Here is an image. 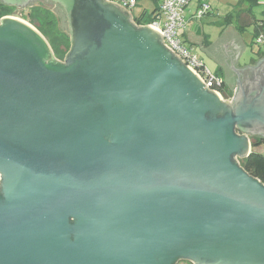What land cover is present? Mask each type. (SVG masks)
Masks as SVG:
<instances>
[{
	"label": "water",
	"instance_id": "obj_1",
	"mask_svg": "<svg viewBox=\"0 0 264 264\" xmlns=\"http://www.w3.org/2000/svg\"><path fill=\"white\" fill-rule=\"evenodd\" d=\"M54 1L63 62L0 21V264H264V185L236 161L264 139V56L236 68L238 33L203 49L189 21L222 100L120 6Z\"/></svg>",
	"mask_w": 264,
	"mask_h": 264
},
{
	"label": "trees",
	"instance_id": "obj_2",
	"mask_svg": "<svg viewBox=\"0 0 264 264\" xmlns=\"http://www.w3.org/2000/svg\"><path fill=\"white\" fill-rule=\"evenodd\" d=\"M148 1L153 4V8L151 10L143 9L137 16H133V24L135 26H146L157 21L161 0ZM238 5H245L248 8L246 11L238 12L235 16L238 28L240 30H245L248 27L246 20H250L251 17H253V7L260 5V0H238ZM58 12H62L61 9ZM10 14L11 9L0 5V17ZM226 18L228 19V17ZM232 18L233 17H230L228 20ZM22 19L39 28L40 33L46 37L56 58H65V55L61 53L59 48L60 46L63 48H69V35L68 32L60 28L59 15H57L55 11L50 10L46 6L43 7L42 5H38L28 11H24ZM63 19L66 20L65 17ZM253 20L255 26L252 32V43H255L256 37L260 34L264 35V12L258 20L255 18H253ZM220 90L224 93L225 97L229 96L226 94V91L224 92V83ZM251 144L252 148L250 154L245 159L239 161L238 164L246 174L259 180V182L264 185V149L263 152L256 151L260 146H263L264 148V140L255 139Z\"/></svg>",
	"mask_w": 264,
	"mask_h": 264
},
{
	"label": "crops",
	"instance_id": "obj_3",
	"mask_svg": "<svg viewBox=\"0 0 264 264\" xmlns=\"http://www.w3.org/2000/svg\"><path fill=\"white\" fill-rule=\"evenodd\" d=\"M139 1V0H138ZM222 0H216L215 3H212L211 6V11L206 13L200 20H196L192 17V15L194 14L193 11H195L201 0H194L193 1V7H189L190 3L188 4L187 8H186V26L180 30L179 32V37L181 40H183V43L187 46H190L194 53L195 50L197 51V57L203 62L205 68L210 72L211 70L207 68V66L205 65V62H208L211 67L213 68L214 72L212 74L220 77L224 83V92L226 91V94H228L229 96L226 98L223 96V99L227 100V101H231L232 97H233V93L232 90L229 89V87L225 84L224 82V73H223V68L218 65L216 62H214L212 59H210L206 53L202 52L199 48L198 44H192L190 42L187 41V37L184 34L185 29L189 23V21H193L189 28L188 31L190 33L193 34L194 37H200L201 38V43L200 46L203 49L208 48L211 44H213L220 36L221 34L224 32V30L226 29L227 26H231L233 28L234 31H236L241 39V41L244 44V49L243 51L240 53V55L238 56L237 62H236V68H243L245 66H254L255 62L262 59V57L264 56V44L259 46L255 43H252V33H248V35L250 36L249 38L247 36H244L243 33L245 32V30H240L238 28V24L235 20V17L228 20L227 18H225V20H220V16L215 12L219 11V9L216 8V6L219 8V6L222 5L221 3ZM238 3V0H237ZM264 5V0H260V6ZM222 8V7H221ZM248 8L244 5L243 7H240V11H246ZM143 10V9H142ZM264 12V10H260V11H254L252 10V15L253 17H251L250 20H246L248 23V27L251 25L253 27L254 30V20L253 18H255L256 20H258L261 16L262 13ZM138 15V14H137ZM215 17V18H214ZM217 19V20H214ZM208 22L209 25L212 24V28L209 29L208 31L205 30V28L203 27V23L204 22ZM253 32V31H252ZM183 38V39H182ZM250 41V43H249ZM253 45H255L256 47H253ZM210 72V73H211ZM223 95V93H222ZM255 139H262L259 136H255V135H250L249 136V142L250 144L255 140ZM264 140V139H262ZM260 152H263V146L259 147Z\"/></svg>",
	"mask_w": 264,
	"mask_h": 264
},
{
	"label": "built area",
	"instance_id": "obj_4",
	"mask_svg": "<svg viewBox=\"0 0 264 264\" xmlns=\"http://www.w3.org/2000/svg\"><path fill=\"white\" fill-rule=\"evenodd\" d=\"M106 1L120 6L130 14L137 5V0ZM191 1L192 0H161L159 4L158 18H161L162 22L155 21L150 24V26L156 28L160 31V33H162L163 45L179 57L185 66H188L191 70H193L203 81L208 90L216 92L221 99L224 100L220 90L223 84L222 79L210 73L205 68L203 62L194 53L193 49L190 46L185 45L179 37L180 30L186 26V8ZM210 1L212 0H201L192 17L196 20H200L206 13L210 12L212 9ZM255 44L259 46L263 45L264 35L260 34L256 37Z\"/></svg>",
	"mask_w": 264,
	"mask_h": 264
},
{
	"label": "rangeland",
	"instance_id": "obj_5",
	"mask_svg": "<svg viewBox=\"0 0 264 264\" xmlns=\"http://www.w3.org/2000/svg\"><path fill=\"white\" fill-rule=\"evenodd\" d=\"M193 1L194 0H192L190 2V6H189L190 8L193 7ZM215 1L216 0L210 1L211 6H212V3L213 4L215 3ZM221 3H222V5L219 6V8L216 6V8L219 9V11L215 12V14L217 13L220 16V18H221L220 20L221 21L225 20L226 17H228V18L233 17L234 18L238 14V12L240 10V7L244 6V5H238L237 0H222ZM152 8H153V4L150 1H148V0H139L138 4L136 5V7L131 11V14H132V16H137V14H139L142 11V9L151 10ZM253 10L256 11V12L260 11V10H264V5L254 6ZM58 15H59V19H60L59 20L60 28L63 29L64 31L68 32V27H67L66 20L63 19L65 17L64 14L62 12H59ZM15 18L21 19L19 17H15ZM21 20H23V19H21ZM214 20H217V19H214ZM157 21L162 22V19L158 18ZM24 22H26V21H24ZM26 23H28V22H26ZM28 24L31 25L30 23H28ZM31 26L33 28H35L40 33V30H39L38 27H35L33 25H31ZM203 27L205 28L206 31H208L209 29L212 28V24L209 25L208 22L206 21V22L203 23ZM252 31H253V27L250 25L249 27H247L245 29V32L243 33V35L247 36L249 38L250 37L249 35L252 33ZM248 33H250V34L248 35ZM40 34L42 35V33H40ZM68 35H69V33H68ZM42 36L46 39V37L44 35H42ZM46 41H47V39H46ZM249 43H250V41H249ZM253 47H256V46L253 45ZM59 49H60L61 53H63L64 55H66L67 52L69 51V48H63L61 46H60ZM195 53L197 54L196 50H195ZM52 55H53L54 59H56V60H58L60 62H63L64 57L61 58V59L56 58L55 55H54L53 50H52ZM205 65L207 66L208 69H210L211 71L214 72L213 68L211 67V65L208 62H205ZM213 72H211V73H213ZM256 151H260V149L258 148V149H256ZM178 264H191V263L186 262V261H181Z\"/></svg>",
	"mask_w": 264,
	"mask_h": 264
},
{
	"label": "flooded vegetation",
	"instance_id": "obj_6",
	"mask_svg": "<svg viewBox=\"0 0 264 264\" xmlns=\"http://www.w3.org/2000/svg\"><path fill=\"white\" fill-rule=\"evenodd\" d=\"M10 1L11 3H6L3 0L0 1V5H3L4 7L11 9V14L1 16L0 21L4 18H9V17H19L22 19V15L24 11H28L34 7H37L38 5H42L43 7L44 6L48 7L50 10L55 11L57 15L59 14L58 11L61 9L66 19L65 10L63 9L62 5L60 3L55 2L54 0H10ZM222 93L223 92H221V95ZM223 96L225 97L224 93L222 97ZM237 161L239 162L241 160L237 159Z\"/></svg>",
	"mask_w": 264,
	"mask_h": 264
}]
</instances>
